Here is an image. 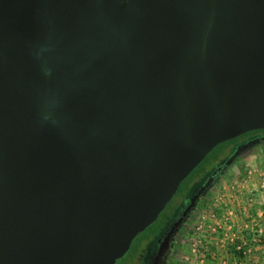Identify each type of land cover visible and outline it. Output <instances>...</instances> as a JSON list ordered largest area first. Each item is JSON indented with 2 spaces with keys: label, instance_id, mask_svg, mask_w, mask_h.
Segmentation results:
<instances>
[{
  "label": "water",
  "instance_id": "95a60500",
  "mask_svg": "<svg viewBox=\"0 0 264 264\" xmlns=\"http://www.w3.org/2000/svg\"><path fill=\"white\" fill-rule=\"evenodd\" d=\"M258 129L264 0H0V264H115Z\"/></svg>",
  "mask_w": 264,
  "mask_h": 264
},
{
  "label": "flooded vegetation",
  "instance_id": "af4514ba",
  "mask_svg": "<svg viewBox=\"0 0 264 264\" xmlns=\"http://www.w3.org/2000/svg\"><path fill=\"white\" fill-rule=\"evenodd\" d=\"M218 145L201 168L181 183L158 220L139 234L115 264H184L181 243L202 208L211 203L233 163L264 149V129L253 130ZM162 214L163 217H162Z\"/></svg>",
  "mask_w": 264,
  "mask_h": 264
},
{
  "label": "built area",
  "instance_id": "2783aa9c",
  "mask_svg": "<svg viewBox=\"0 0 264 264\" xmlns=\"http://www.w3.org/2000/svg\"><path fill=\"white\" fill-rule=\"evenodd\" d=\"M253 179L257 189L250 192L249 199L241 208L248 216L246 218L251 220L252 210L259 207L258 197H264V155L263 165L248 167L244 180L237 181L234 187L240 185L244 188ZM230 185L233 189V184ZM229 190L230 188H222L217 192L210 213L203 214L194 226L188 240V250L183 254L184 264H214L211 261H218L216 264H233L231 257H234L236 264H242L241 260L257 255V247L264 245V217L254 222L247 220L244 228L237 230L233 224V216L237 212L231 209L224 214L219 208L223 206ZM247 230H251L250 235H246ZM221 251L230 256L222 257Z\"/></svg>",
  "mask_w": 264,
  "mask_h": 264
},
{
  "label": "crops",
  "instance_id": "0c3cea01",
  "mask_svg": "<svg viewBox=\"0 0 264 264\" xmlns=\"http://www.w3.org/2000/svg\"><path fill=\"white\" fill-rule=\"evenodd\" d=\"M263 155L264 149H260L245 155V157L240 158L233 163V167L230 170V172L232 173V177L227 178L228 180H230L231 184H233V189L230 188L229 192L227 193V198L222 204L223 206L219 208H221V211L224 214H226L225 212L230 211L231 209L237 212L236 216H233V224L235 225V228L237 230L243 229L244 223L247 222V220H253L254 222L262 220V218L264 217V197H258V200L260 202L258 205L259 207L255 209V211L252 210V220L247 219L246 217L248 216H246V214L243 213L241 209L243 208L242 205L244 206L249 199L250 192L257 189V185L254 179L246 183L244 188L240 185L234 187L237 181L244 180V176L246 175L248 167H252L254 165H263ZM208 208L205 211H208L210 213L211 210L209 209H211V206L209 209ZM250 232L251 230L245 231L246 235H250ZM256 251L258 252L257 255L241 260L242 264H264V245L258 246ZM220 255L223 257L228 255V253L221 251ZM232 260L233 264H236L234 257H231V261ZM211 262L216 264L218 261Z\"/></svg>",
  "mask_w": 264,
  "mask_h": 264
},
{
  "label": "rangeland",
  "instance_id": "374dc122",
  "mask_svg": "<svg viewBox=\"0 0 264 264\" xmlns=\"http://www.w3.org/2000/svg\"><path fill=\"white\" fill-rule=\"evenodd\" d=\"M228 177H232V173L230 172L229 174H227L223 179H222V181H221V183L219 184V186H218V188L216 189V192H215V194L214 195H216L217 194V192L220 190V189H222V188H226V189H228V188H231V182H230V180H228L227 178ZM215 197V196H214ZM212 202L209 204V203H207L203 208H202V210H201V212H200V214H198L197 215V217H195V223L193 224V226H191L190 227V229L184 234V237H183V239H182V243H181V246H182V251H181V253L179 254V258H180V255L182 254V257H183V254L186 252V250H188V240H189V238H190V236L192 235V231H193V228H194V226L196 225V223L202 218V215L203 214H208L209 212L208 211H205L208 207L210 208V206H211V209L213 208L212 207ZM208 208V209H209ZM211 209H209V210H211ZM182 263H184V262H182Z\"/></svg>",
  "mask_w": 264,
  "mask_h": 264
},
{
  "label": "trees",
  "instance_id": "16d2710c",
  "mask_svg": "<svg viewBox=\"0 0 264 264\" xmlns=\"http://www.w3.org/2000/svg\"><path fill=\"white\" fill-rule=\"evenodd\" d=\"M233 140H234V139H233ZM221 145H223V144H221ZM201 166H202V165H200V166H199V167L193 172V174H194L195 172H197V171L201 168ZM163 215H164V214H162V217H163Z\"/></svg>",
  "mask_w": 264,
  "mask_h": 264
}]
</instances>
